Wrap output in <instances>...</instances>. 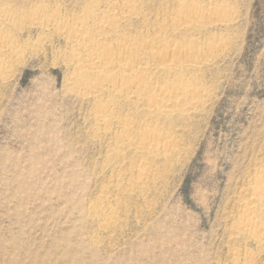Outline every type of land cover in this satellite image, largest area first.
I'll return each mask as SVG.
<instances>
[{
    "label": "rangeland",
    "instance_id": "1",
    "mask_svg": "<svg viewBox=\"0 0 264 264\" xmlns=\"http://www.w3.org/2000/svg\"><path fill=\"white\" fill-rule=\"evenodd\" d=\"M93 1L0 0V17L17 14L0 33L21 48L0 79V264H264V206L252 191L264 176V0H143L142 17L125 26L134 34L166 22L169 40L199 51L196 68L180 72L207 94L193 114L113 108L117 120L173 139L156 157L114 148L120 131H105L93 99L70 91L66 40L30 25L35 11L66 19L115 0ZM192 2L217 12L173 31L169 19ZM98 198H110L105 229L87 215Z\"/></svg>",
    "mask_w": 264,
    "mask_h": 264
},
{
    "label": "bare ground",
    "instance_id": "2",
    "mask_svg": "<svg viewBox=\"0 0 264 264\" xmlns=\"http://www.w3.org/2000/svg\"><path fill=\"white\" fill-rule=\"evenodd\" d=\"M108 2H105L106 7L101 4L102 10L98 8L99 3V5L96 2L90 3L81 13L78 12L79 14L70 17L71 19L68 17L64 19V16L61 19L60 15L53 11H50L52 12H49L50 14L45 10L35 11L32 12L30 25L39 30L56 33L66 40L70 47V57H68L70 60L66 63L73 68L67 83L70 91L83 98L93 99L92 117L103 126L105 124V131L110 130L113 125L120 131L121 138L119 139V135L114 147L117 151L126 146L130 148L134 146L139 154L144 152L150 156L156 157L160 156L159 154L163 156L168 148L173 146V139L163 134L161 128L146 122L134 125L133 120L123 122L117 120V115L115 116L113 112L114 107L121 101L141 104L145 115L163 119L187 116L202 108L205 89L188 82L180 74L183 69L196 68L200 61L197 57L198 47L193 44L183 46L182 43H176L178 40L176 42L169 40L170 38L165 36L166 22L152 29L151 32L139 31L132 34L125 26L137 17H142L143 0ZM201 5L194 4L191 8L188 6L189 9L180 6L177 14L169 19L168 27L177 32L183 29L191 31L190 28H195L205 18L207 20L217 12V4H209L210 6L207 7ZM10 11L1 13V31L13 26L17 19V14ZM17 44L12 37L0 33L1 80L6 79L10 71V58L21 51ZM212 45L214 44L209 45L210 51L214 49ZM161 74L168 77L175 76L174 81L159 84ZM103 95L107 98H104L105 102L101 99ZM254 185L255 187L251 188L253 196L261 206H264V176L255 178ZM109 199L98 198L87 210V215L97 220L99 227L104 229L109 226L108 220L113 216V212L106 206ZM257 226L252 223L245 230L253 234L260 225ZM17 245L12 239L10 246L18 250Z\"/></svg>",
    "mask_w": 264,
    "mask_h": 264
}]
</instances>
